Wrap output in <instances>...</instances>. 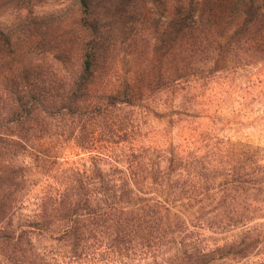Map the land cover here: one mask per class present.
Here are the masks:
<instances>
[{
  "label": "trees",
  "instance_id": "obj_1",
  "mask_svg": "<svg viewBox=\"0 0 264 264\" xmlns=\"http://www.w3.org/2000/svg\"><path fill=\"white\" fill-rule=\"evenodd\" d=\"M64 14L56 26L51 19L29 20L28 49L0 57V67L35 52H51L60 68L77 63L47 78L29 64L17 74L0 73L17 133L57 146L50 154L57 185L46 201L62 214L58 232L74 257L89 249L90 239L121 258L151 242H171L184 229L180 221H163L161 204L215 201L219 138L214 121L205 127L191 121L183 141L156 144L150 120L199 117L157 111L168 108L161 97L191 95L193 103L199 83L264 61V0H74ZM10 39L0 35V43L12 45ZM64 152L82 156L69 160ZM52 157L38 158L50 165ZM223 174L226 199L231 192L264 194V164ZM68 214L72 220L64 219Z\"/></svg>",
  "mask_w": 264,
  "mask_h": 264
},
{
  "label": "rangeland",
  "instance_id": "obj_2",
  "mask_svg": "<svg viewBox=\"0 0 264 264\" xmlns=\"http://www.w3.org/2000/svg\"><path fill=\"white\" fill-rule=\"evenodd\" d=\"M73 2L0 0V35H10L12 44L0 43V57H5L15 47V51L20 52L28 49V39L23 36L29 30L34 31L27 24L29 20L51 19L56 26L60 21L57 18L67 16L64 11ZM123 51L124 46H121L120 53ZM35 53L36 57L34 53L30 58L24 54L1 65L0 73L17 74L18 68L29 64L38 65L35 72L47 78L57 71L70 72L77 66L75 63L60 68L61 64L53 60L51 52H44L43 56L41 52ZM1 80L0 264H264V194L253 197L238 193L234 196L231 192L226 199L221 185L226 169L246 172L254 165L264 164V61L239 73H217L210 80L199 83V88L192 91L195 94L193 103L191 95L186 96L188 99L173 93L161 97V102L165 103L161 105L168 108L157 111L180 110L200 116L173 114V119L171 116L161 120L152 118V142L161 144L168 138L183 141L191 121L204 127L214 121V132L219 138L215 163L220 186L215 201L161 204L163 221H180L184 230L171 242L169 238H166L168 241L158 240L160 242L154 239L158 242L156 246L151 242L146 249H130L124 258L107 254L105 246L94 245L92 239L88 240L89 249L80 257L70 256V241L58 232L62 214L55 203L46 201V197L51 196L49 189L57 185L53 164L56 158L50 155L57 146L54 148L46 138L30 137V132L17 133L15 121L7 116L8 87ZM25 145L32 147L25 148ZM43 153L52 157L50 165L40 162L38 157ZM63 155L69 160L82 156L69 152ZM262 184L264 186V181ZM103 207L98 205L96 209ZM73 217L74 214H68L64 219L72 220ZM209 221L216 222L217 227L209 228ZM200 223L204 228L197 227Z\"/></svg>",
  "mask_w": 264,
  "mask_h": 264
}]
</instances>
